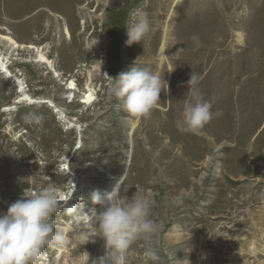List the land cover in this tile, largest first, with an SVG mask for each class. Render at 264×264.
Masks as SVG:
<instances>
[{
	"label": "rangeland",
	"instance_id": "374dc122",
	"mask_svg": "<svg viewBox=\"0 0 264 264\" xmlns=\"http://www.w3.org/2000/svg\"><path fill=\"white\" fill-rule=\"evenodd\" d=\"M261 1L0 0V28L43 49L51 62L45 68L34 62L35 50L10 52L0 44L8 69L34 98H52L82 126L68 127L43 102L14 103L16 78L0 73V214L23 192L51 186L60 201L54 231L69 240L67 247L46 246L38 264L96 257L102 237L91 239L88 218L77 219L71 206L90 214L98 207L93 191L107 193L120 178L122 197L153 194L150 218L159 226L154 236L132 243L126 264H264V26L252 25L254 9L244 19L250 27L244 43L230 45L237 14ZM137 10L148 14L150 32L128 45ZM136 59L168 83L157 107L139 119L107 87L108 77L128 71ZM191 74L213 112L195 133L178 125L191 99ZM70 80L79 95L89 83L93 98L80 103L62 95Z\"/></svg>",
	"mask_w": 264,
	"mask_h": 264
},
{
	"label": "clouds",
	"instance_id": "9594fccd",
	"mask_svg": "<svg viewBox=\"0 0 264 264\" xmlns=\"http://www.w3.org/2000/svg\"><path fill=\"white\" fill-rule=\"evenodd\" d=\"M149 32L148 14L137 10L128 25L126 44L140 43ZM171 71L173 67L168 72ZM198 81L199 77L191 74L187 82L191 99L185 104L178 121V125L194 133L213 119L212 103L204 100L195 88ZM107 87L110 96L121 102L123 110L139 119L148 117L157 107L160 93L168 88V83L159 73L137 64L136 59L128 71L108 77ZM119 183L104 194L99 189L93 191L92 203L98 207L92 208L90 214H78L76 206H71L77 218L81 215L88 218L94 233L91 239H104L112 254L109 264H126V253L132 243L139 238H150L159 230L158 224L150 218L153 194L144 192L135 193L130 198L122 197ZM59 204L54 188L49 186L27 195L23 192L21 198L0 214V264H38L46 246H68V238L62 232L54 231L52 223ZM85 254L88 256L87 252ZM148 255L155 259L153 253ZM84 264H104V260L90 262L88 256Z\"/></svg>",
	"mask_w": 264,
	"mask_h": 264
},
{
	"label": "bare ground",
	"instance_id": "6f19581e",
	"mask_svg": "<svg viewBox=\"0 0 264 264\" xmlns=\"http://www.w3.org/2000/svg\"><path fill=\"white\" fill-rule=\"evenodd\" d=\"M259 5H260V7H257V5H254V7L256 6L255 8L254 7L251 8V6H250V8H247L244 11V13L242 14L243 16H240L239 13L237 14L238 21H235V23L232 24V25H234L233 28L235 29L233 31V35H232L233 40H232V42L230 44L231 47H232V49L234 47H236V45H242L244 43V41H245L246 32L248 31V28H250V27H247V28L245 27L244 19L246 18V16L248 15V12L250 10L254 9V12L252 14V17H253V20L254 21L252 22V25H257V23H258V24L264 26V0H262L261 2H259ZM245 6H247V5H245ZM257 12H259L261 14L260 18H256L255 17L254 14L257 13ZM0 30L5 31V32H0V44H2L3 47L5 46V48H7V50H9L10 52H14L16 48L17 49L26 48L28 50H35L36 54H35V57H34V62L39 63V64H41V63L44 64L45 65V68H48V67L50 68L51 67V62H50L49 58L45 55L43 49H40L38 46L32 45L30 43H22V42L21 43H18L11 36L10 31H8L7 28L4 27V26H1ZM65 30H66V33L69 34L68 29L65 28ZM164 43H165V34H164V38H163V40H162V42H161V44L159 46L160 48H159L158 56H159V60L160 61H162L165 58V54H164V52H165V46H164ZM261 45H262V43H261ZM258 48H259V46H258ZM162 53H163V56L161 55ZM207 61H208V59H207ZM207 61H206V64H207ZM202 62H203V60H202ZM2 71L4 73H6V76L7 77H9V75L11 74L10 75L11 77L12 76H15L14 78H16L15 81H16L17 86L19 87L20 90H17L18 97H17L16 102H14V103L28 102V103H36V104H39V103H42L43 102L47 106H49L50 108H53V110L63 119V121L68 125V127H76L79 130L82 129L81 128L82 126L79 123H77L76 119L71 118L70 116L67 115L66 108L65 107H59V105L56 104L52 100V98H50V97H44V96H42V98H39V97L38 98H36V97L34 98V96L28 91V89L25 88L23 80L20 79L19 76L13 74L12 71L8 69V61H7V58L4 57V55H1V52H0V73H2ZM54 71L56 72V70H54ZM56 74L57 73H55V75ZM11 77H9V78L12 79L13 77L12 78ZM86 88H87V91H83V93H81V95H79V94H77V88H76L75 83L72 80H70L69 84L64 87V89L61 92V94L62 95H64V94L67 95L68 94V97H71V99L77 98L80 101V103H86V102H89L93 98V96L95 94L94 88L91 87L89 83H86ZM14 107L15 106H13V108L10 107V106H5L3 109L6 110V111H12L14 109ZM134 123L135 122H130L131 129H134L135 128L136 125ZM127 142L133 148L132 139L129 136L127 138ZM132 148H129L128 151H127L128 157H130V155H131ZM121 179L122 178H120V180H117V183L118 182L121 183ZM77 181H79V180H77ZM74 183L75 182H73V184ZM117 183H115V185H113L108 192H110L117 185ZM120 183H119V186H120ZM66 195H68V194H65V196L63 197L64 199L66 198ZM64 199H61V200H64ZM82 218H84V217H81L80 216V219H82ZM77 219H79V218H77ZM100 243H101V245H100V247L98 249L97 255H96V257L93 260L103 259L104 260V264L105 263L109 264V258H110L109 249L106 247L105 241H104L103 238H102V240H101ZM108 254H109V256H108Z\"/></svg>",
	"mask_w": 264,
	"mask_h": 264
},
{
	"label": "water",
	"instance_id": "95a60500",
	"mask_svg": "<svg viewBox=\"0 0 264 264\" xmlns=\"http://www.w3.org/2000/svg\"><path fill=\"white\" fill-rule=\"evenodd\" d=\"M131 15H132V13L130 12V13H129V17H130Z\"/></svg>",
	"mask_w": 264,
	"mask_h": 264
}]
</instances>
